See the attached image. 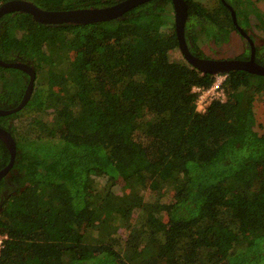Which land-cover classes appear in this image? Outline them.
<instances>
[{"label":"trees","instance_id":"16d2710c","mask_svg":"<svg viewBox=\"0 0 264 264\" xmlns=\"http://www.w3.org/2000/svg\"><path fill=\"white\" fill-rule=\"evenodd\" d=\"M120 1L32 0L47 10ZM186 1L194 55L206 57L201 37L222 43L238 32L227 2L264 65L257 0L210 9ZM0 59L36 72L27 104L0 116L17 149L0 182V264H264V125L255 109L264 76L227 73L226 99L199 111L194 88L215 75L181 52L173 0L88 24L6 13ZM29 80L0 65V109L16 107ZM10 157L0 138V170Z\"/></svg>","mask_w":264,"mask_h":264},{"label":"water","instance_id":"95a60500","mask_svg":"<svg viewBox=\"0 0 264 264\" xmlns=\"http://www.w3.org/2000/svg\"><path fill=\"white\" fill-rule=\"evenodd\" d=\"M149 0H122L118 3L103 7L78 8L70 10H47L37 6L30 0H9L0 4V18L10 12L30 13L33 18L43 24H88L101 21L112 20L121 17L126 11ZM225 1V0H223ZM175 7L176 32L180 43V50L185 59L203 73L218 75L230 73L234 70H245L254 74L264 76V65L256 60L255 41L250 34L239 25L235 9L228 4L226 5L231 11L233 21L238 32L247 40L250 46L249 59L231 58V59H212L208 57H199L194 55L186 41L185 27L188 20V4L186 0H173ZM0 65L5 67L19 68L30 75V80L26 92L21 102L11 109H0V116L9 115L22 109L29 101L34 88L36 72L32 65L23 62H7L0 59ZM0 138L8 147L11 157L6 167L0 170V182L13 167L16 158V142L11 133L0 127Z\"/></svg>","mask_w":264,"mask_h":264},{"label":"rangeland","instance_id":"374dc122","mask_svg":"<svg viewBox=\"0 0 264 264\" xmlns=\"http://www.w3.org/2000/svg\"><path fill=\"white\" fill-rule=\"evenodd\" d=\"M202 3L207 9H210L211 6L217 0H196ZM257 5L262 12H264V1H258ZM252 24L254 29V34L256 36L257 41L260 43L261 40L264 39V32L260 28L257 27V19L252 18ZM258 37V38H257ZM199 45L201 50L203 51L204 55L208 58L212 59H231L237 58L238 56L242 55L247 49V40L242 37L240 33L237 31H233L230 34L229 40L224 41L222 43H216L212 39L207 38H200ZM178 56L180 54H177ZM263 100L257 101L255 105L256 109V116L258 123H263L264 125V98ZM260 130H264V128H259ZM119 192V191H117ZM121 192V191H120Z\"/></svg>","mask_w":264,"mask_h":264},{"label":"built area","instance_id":"2783aa9c","mask_svg":"<svg viewBox=\"0 0 264 264\" xmlns=\"http://www.w3.org/2000/svg\"><path fill=\"white\" fill-rule=\"evenodd\" d=\"M227 78L226 73L215 75L213 84L208 87H195L194 90L198 93L197 108L204 112L210 103L214 100H225L226 94L224 90V81ZM7 235H0V255L5 246Z\"/></svg>","mask_w":264,"mask_h":264},{"label":"flooded vegetation","instance_id":"af4514ba","mask_svg":"<svg viewBox=\"0 0 264 264\" xmlns=\"http://www.w3.org/2000/svg\"><path fill=\"white\" fill-rule=\"evenodd\" d=\"M30 1H32V0H30ZM242 37H243V36H242ZM250 53H251L250 46L247 45V49L245 50L244 53H242V55L244 56L242 59H249V57H250ZM242 55H240V56H242ZM238 57H239V56H238Z\"/></svg>","mask_w":264,"mask_h":264}]
</instances>
